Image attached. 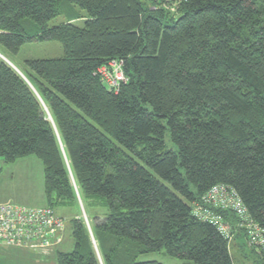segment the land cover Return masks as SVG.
Wrapping results in <instances>:
<instances>
[{"label": "trees", "instance_id": "obj_1", "mask_svg": "<svg viewBox=\"0 0 264 264\" xmlns=\"http://www.w3.org/2000/svg\"><path fill=\"white\" fill-rule=\"evenodd\" d=\"M61 5L67 21L48 26ZM43 41L63 54L26 60L25 78L0 58V157L41 162L51 209L80 195L95 250L74 216L56 264H233L193 210L223 185L264 231V0H0L1 49ZM112 61L116 89L100 73Z\"/></svg>", "mask_w": 264, "mask_h": 264}, {"label": "rangeland", "instance_id": "obj_2", "mask_svg": "<svg viewBox=\"0 0 264 264\" xmlns=\"http://www.w3.org/2000/svg\"><path fill=\"white\" fill-rule=\"evenodd\" d=\"M60 10L61 13L54 19L50 20L47 24L48 26L59 25L67 21L68 12L65 10L64 5L60 6ZM72 10H74L79 16L85 15V12L79 7L73 6ZM75 23H77V25H81L82 20H76ZM26 29L28 30V33L35 32V26H32V28L30 29L26 27ZM0 52H3L7 56L5 57L2 55L9 61L12 66H14L20 72L23 78L25 77L23 75L22 70L24 69V62L26 60L57 58L62 56L63 54L61 45L56 41L26 42L21 46L19 53L16 55H11L10 53H7L1 48ZM118 71L119 68L115 64H112L109 67L110 74L107 73L106 75L107 81L110 84L114 81H121L120 78H118ZM116 85L117 84H115V86ZM0 158L3 160L2 157ZM30 160H32V162L36 164L33 165L32 171L30 172L32 176L28 177L25 173H18L15 167H12L14 168L13 170L15 172V176L12 177L8 175L5 177L4 170H6L7 166H9V163L3 161L4 167L2 169V172L0 171V194L3 196L6 195V199L21 204H28L31 202L33 191H35L36 189V179L42 176L43 166L41 162L34 156H31ZM22 169L25 172L30 170L27 167H22ZM76 197V205L73 207L69 205L60 204L57 207L53 208L54 211L58 214V216L64 219V231H62L60 234L61 241H63L61 247L59 248L60 251L69 252L74 249V240L71 235V220L74 216L75 218L84 220L83 222H85V224L87 225V231L90 236L92 247L95 250V241L94 237H92L93 233L91 230V226H89L90 221H88V211L84 207L80 195L77 194ZM92 203L96 205H92L93 208L92 206H88L90 214H95L100 211L105 212L107 210L106 207H100L101 204H99L98 202L92 201ZM228 245L230 248V255L232 257L233 264H264L262 254H259V252L255 253V250L251 251V249H249V246L246 243V238H244L243 236H237L235 238L233 234ZM46 251L47 250L35 251L29 248L0 247V264H56V252H49L47 255H44ZM135 260H155L162 264H192L189 262L180 261L178 259L169 257L163 251L140 254L136 257Z\"/></svg>", "mask_w": 264, "mask_h": 264}, {"label": "built area", "instance_id": "obj_3", "mask_svg": "<svg viewBox=\"0 0 264 264\" xmlns=\"http://www.w3.org/2000/svg\"><path fill=\"white\" fill-rule=\"evenodd\" d=\"M112 64L119 68L120 82L125 81L119 61H112L108 67L102 68L100 73L106 85L116 89L119 82L114 81L110 84L106 75L110 74L109 67ZM202 201L203 205L194 208L193 216L214 225L229 242L234 234L233 226L217 209L234 213L237 218L236 227L244 231L247 245L262 254L264 260V231L249 218L245 206L232 190L223 185H215L203 195ZM206 204L210 207L204 206ZM62 231L64 219L48 206L28 208L0 204V246L25 247L35 251L47 250L61 242Z\"/></svg>", "mask_w": 264, "mask_h": 264}, {"label": "crops", "instance_id": "obj_4", "mask_svg": "<svg viewBox=\"0 0 264 264\" xmlns=\"http://www.w3.org/2000/svg\"><path fill=\"white\" fill-rule=\"evenodd\" d=\"M35 157V156H34ZM31 159V156H26V157H22V158H19L17 159L16 161L12 162V163H9V166H7L6 170H4V175L5 177L6 176H12L14 177L15 175V172H14V168L12 167H15L16 170L18 171V173H25L28 176H32L31 175V171H32V167L33 165H35L36 163H33ZM4 167V164H3V160L0 158V171L2 172V169ZM22 167H27L29 168L30 170L29 171H23ZM11 178V177H10ZM0 204H12V205H18V206H24V207H28V208H40V207H45L48 205V202L46 200V196H45V193H44V178H43V174L40 178H37L36 179V189L35 191H33V195H32V198H31V202L26 204V203H16V202H13L9 199H6V195H1L0 194ZM63 241H61L59 243V245L57 246H54L50 249H47L46 253L44 255H47L49 252L51 253H55L56 252V255H57V252L60 251V247H61V244H62ZM0 247H6V248H9L7 246H0ZM13 248H25V247H13ZM229 251H230V248H229ZM65 252V251H63Z\"/></svg>", "mask_w": 264, "mask_h": 264}, {"label": "water", "instance_id": "obj_5", "mask_svg": "<svg viewBox=\"0 0 264 264\" xmlns=\"http://www.w3.org/2000/svg\"><path fill=\"white\" fill-rule=\"evenodd\" d=\"M0 57L5 61V62H7L18 74H20V72L14 67V66H12L10 63H9V61L5 58V57H3L2 56V54H0ZM20 76H22L21 74H20ZM23 77V76H22Z\"/></svg>", "mask_w": 264, "mask_h": 264}, {"label": "bare ground", "instance_id": "obj_6", "mask_svg": "<svg viewBox=\"0 0 264 264\" xmlns=\"http://www.w3.org/2000/svg\"><path fill=\"white\" fill-rule=\"evenodd\" d=\"M101 258V257H100Z\"/></svg>", "mask_w": 264, "mask_h": 264}]
</instances>
